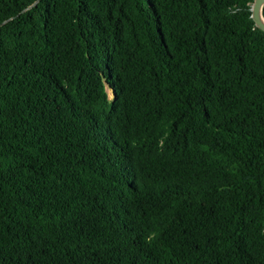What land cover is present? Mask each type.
<instances>
[{"label":"trees","instance_id":"obj_1","mask_svg":"<svg viewBox=\"0 0 264 264\" xmlns=\"http://www.w3.org/2000/svg\"><path fill=\"white\" fill-rule=\"evenodd\" d=\"M253 1L0 0V264H264Z\"/></svg>","mask_w":264,"mask_h":264},{"label":"water","instance_id":"obj_2","mask_svg":"<svg viewBox=\"0 0 264 264\" xmlns=\"http://www.w3.org/2000/svg\"><path fill=\"white\" fill-rule=\"evenodd\" d=\"M264 5V0H254L251 5L252 18L255 21L256 26L264 30V16L262 14V8ZM113 96L115 92L113 91Z\"/></svg>","mask_w":264,"mask_h":264},{"label":"rangeland","instance_id":"obj_3","mask_svg":"<svg viewBox=\"0 0 264 264\" xmlns=\"http://www.w3.org/2000/svg\"><path fill=\"white\" fill-rule=\"evenodd\" d=\"M109 95H110V97H113V93L110 89H109Z\"/></svg>","mask_w":264,"mask_h":264}]
</instances>
